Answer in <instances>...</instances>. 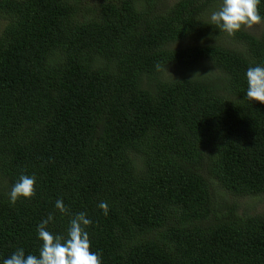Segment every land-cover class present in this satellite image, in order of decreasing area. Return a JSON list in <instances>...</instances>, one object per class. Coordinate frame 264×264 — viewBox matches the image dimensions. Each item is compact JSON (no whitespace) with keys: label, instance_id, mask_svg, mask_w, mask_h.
Returning <instances> with one entry per match:
<instances>
[{"label":"trees","instance_id":"1","mask_svg":"<svg viewBox=\"0 0 264 264\" xmlns=\"http://www.w3.org/2000/svg\"><path fill=\"white\" fill-rule=\"evenodd\" d=\"M219 1L0 0V260L85 212L102 264H264V212L220 209L212 184L264 194V103L245 97L264 28L220 31ZM21 173L35 194L11 204Z\"/></svg>","mask_w":264,"mask_h":264},{"label":"clouds","instance_id":"2","mask_svg":"<svg viewBox=\"0 0 264 264\" xmlns=\"http://www.w3.org/2000/svg\"><path fill=\"white\" fill-rule=\"evenodd\" d=\"M261 3L264 0H221L219 9L211 13L210 20L220 31L233 36L243 27L251 28L264 21L258 8ZM245 78V97L248 101L264 103V65L248 67ZM35 183L34 175L21 173L8 193L9 202L15 204L21 198L30 199L35 194ZM55 208L62 214L66 212L60 198L55 201ZM99 208L104 215L108 214L107 202L101 201ZM52 221L53 215L49 214L37 225V239L40 241L38 255H26L23 248H17L10 256L0 260V264H102L100 253L90 250L87 226L92 221L85 212L77 213L69 220L64 235L48 229Z\"/></svg>","mask_w":264,"mask_h":264},{"label":"rangeland","instance_id":"3","mask_svg":"<svg viewBox=\"0 0 264 264\" xmlns=\"http://www.w3.org/2000/svg\"><path fill=\"white\" fill-rule=\"evenodd\" d=\"M170 3L176 0H169ZM221 1L215 3L212 6V10L209 12V16L214 11H217L220 7ZM210 18V17H208ZM2 20L0 19V29L2 27ZM264 28V24L259 23L249 30L256 31L257 34L261 33ZM199 40V39H196ZM225 44H229L231 46H238L235 40H233L229 36H224L221 40ZM209 68L208 63H203V66L194 65V66H184L179 64H168L163 72V75L167 78H175L181 75L190 74V75H203L207 72ZM213 184V194H214V202L220 207V209H224L225 205L228 203H235L237 206V210L240 214H255L264 212V194L263 195H235L221 187L220 184L216 180H212Z\"/></svg>","mask_w":264,"mask_h":264}]
</instances>
